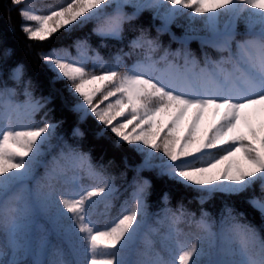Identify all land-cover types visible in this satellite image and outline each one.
Instances as JSON below:
<instances>
[{
    "label": "snow or ice",
    "instance_id": "obj_1",
    "mask_svg": "<svg viewBox=\"0 0 264 264\" xmlns=\"http://www.w3.org/2000/svg\"><path fill=\"white\" fill-rule=\"evenodd\" d=\"M11 2L25 3L21 30L29 40L48 41L62 29L68 35L91 23L101 47L106 40L122 41L125 25L145 10H163L166 25L177 16L203 17L210 35L200 38L202 46L227 55L218 61L205 57L200 67L185 51L183 70L170 64L177 70L167 78L154 75L157 61L150 54L121 72V56L107 65L96 52L89 70L81 58L86 40L74 43L77 57L51 49L41 59L54 74L53 83L68 82L80 123L91 116L104 126L97 137L106 130L117 147L136 146L143 155L137 176L154 170L157 178L197 192L200 205L257 184L264 192V0H69L44 15L30 9V0ZM241 22L248 31L238 40ZM256 25L259 30L253 31ZM129 46L156 50L143 32ZM167 57L166 52L161 59ZM24 75L18 65L10 78L20 84ZM28 85L30 80L22 104L12 99L15 88L0 89V264H264V224L246 222L243 212L227 204L218 221L203 208L197 218L182 204L173 211L164 193L153 224L147 179L134 178L131 203L125 201L118 217L107 220L115 187L93 166L90 153L57 137V123H35L33 117L51 97L34 98ZM21 116L31 122L20 123ZM71 137L83 139L84 132L75 127ZM85 178L94 183L85 185ZM248 203L264 221V198ZM100 205L104 221L98 218ZM53 235L67 244V254Z\"/></svg>",
    "mask_w": 264,
    "mask_h": 264
},
{
    "label": "trees",
    "instance_id": "obj_2",
    "mask_svg": "<svg viewBox=\"0 0 264 264\" xmlns=\"http://www.w3.org/2000/svg\"><path fill=\"white\" fill-rule=\"evenodd\" d=\"M68 2L69 0H30L29 6L35 14L44 15L66 5ZM24 6L25 3L20 6H14L11 0H0V89L4 87L15 88L16 94L12 97L13 101L24 103L26 100L23 94L24 87L26 82L30 80L31 85H28V88L33 93L34 98L51 97V102L47 107L35 114L36 122L40 125L45 120L57 123L59 125L56 130L57 137L63 136L70 144L78 143L84 152L90 153L93 166L115 187L116 191L113 194L111 208L106 213L107 220L118 217L125 201H128L129 204L131 203V193L134 190L133 180L135 178L151 181L152 187L147 197V211L153 224L158 218L156 214L164 207L161 203L164 193H168L170 198L168 207L173 209V211H178L179 205L182 204L186 212H193L199 218L200 210L203 208L210 213L212 220L218 221L222 208L227 204L234 208L236 212H243L246 222L257 227L264 224L260 214L248 203V200L253 197L264 198V192H262L259 184L254 185L252 189L238 196L218 194L203 205H200L197 192L184 188L167 178H157L154 170H144L137 176L135 169L142 163L143 155L133 150L136 146L121 144L120 147H117L116 138L106 130L103 136L97 137L96 133L102 130L104 126L99 125L91 116L83 123H80L78 114L72 111L76 99L67 90L68 82L57 81L53 83L54 74L41 59V55L49 53L51 49H67L71 53L69 58L77 57L78 53L76 48L73 47L74 43L78 40H86L88 46L85 48L81 58L86 61L85 66L89 70H92L94 66L90 57H93L96 52H99L104 61L107 62V65L113 63L115 56H121L122 63L119 69L121 72L125 71L127 67L136 61L146 58L149 54L159 64H164L165 62L161 61V57L166 52L170 61L184 66L183 54L187 51L191 54L190 58L195 59L199 66L203 67L205 57L212 61H218L222 55H227L208 45L202 46L200 38L210 35L203 23V17L191 19L188 16H177L167 22L166 25L163 19V10L159 14L153 10H145L131 24L125 25L122 41L106 40L104 43L107 46L101 47V39L92 34L93 25L91 23L68 35L62 29L48 41L29 40L21 30V24L24 21L20 15V9ZM126 11H130V9H126ZM223 23L224 21L222 20L220 22L221 26ZM165 25L167 30H163ZM33 26L35 25L33 24ZM158 29L161 31L158 32ZM258 30L259 25H256L253 31ZM237 31V39L239 40L243 38L248 29L241 22ZM142 32L148 39L155 42V51L150 52L147 46L144 48H130V41L139 37ZM177 52L180 53L179 56L173 55ZM126 53H129V55H125ZM18 65H23L25 72L24 81L20 84H16L10 78L12 70ZM97 72H99V69H97ZM75 127H79L84 132L83 139L77 140L71 137V132ZM57 142V139L54 138L52 144L55 145ZM57 152L58 149L53 148L52 154ZM213 152L218 154L220 149L213 150ZM96 182L98 183L99 181L97 180ZM82 183L89 185L94 182L85 178ZM97 213L99 214L98 218L104 221V205L98 206ZM45 227L49 226L45 224ZM179 227L185 232L190 231L187 224H181ZM261 234L264 235V229L261 230ZM51 239L53 243H59L67 254V244L62 241H56L54 235ZM156 247L160 248L158 238ZM164 255L167 256V253H164ZM65 258L70 259L71 257L66 255ZM28 264H31L30 260Z\"/></svg>",
    "mask_w": 264,
    "mask_h": 264
},
{
    "label": "rangeland",
    "instance_id": "obj_3",
    "mask_svg": "<svg viewBox=\"0 0 264 264\" xmlns=\"http://www.w3.org/2000/svg\"><path fill=\"white\" fill-rule=\"evenodd\" d=\"M165 55V54H164ZM143 60H145V58L143 59ZM143 60H138V61H143ZM154 60V59H153ZM155 61V60H154ZM161 61H165V63L164 64H158V61H157V63L155 64V66H154V75H160V76H163V77H165V78H167V77H169L170 75H172L173 74V72L174 71H176L177 70V68L179 69V70H183V66H180L178 63H173V62H171L170 60H168V57H167V60H162L161 59ZM167 61V62H166ZM137 62V61H136ZM134 64V63H133ZM132 64V65H133ZM175 65V66H177V68H170L169 67V65ZM132 65H130L129 67H127V68H131V66ZM114 99V98H113ZM18 103H21V102H18ZM22 104V103H21ZM33 119H34V121H35V123L37 124V125H40V124H38L37 122H36V118H35V116L33 117ZM19 122L20 123H23V124H27V123H30L31 121H29L28 119H26V118H24L23 116H21L20 117V119H19Z\"/></svg>",
    "mask_w": 264,
    "mask_h": 264
}]
</instances>
